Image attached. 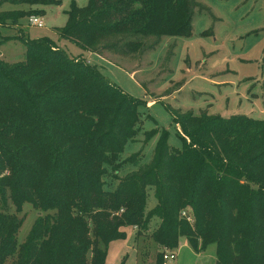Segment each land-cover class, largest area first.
Here are the masks:
<instances>
[{
    "label": "trees",
    "instance_id": "obj_1",
    "mask_svg": "<svg viewBox=\"0 0 264 264\" xmlns=\"http://www.w3.org/2000/svg\"><path fill=\"white\" fill-rule=\"evenodd\" d=\"M2 2L27 7L0 11L1 25L60 4ZM195 8L210 12L199 0L72 1L55 30L85 51L135 55L164 36H190ZM6 39L23 42L25 59H0V264H105L124 227L147 232L153 218L159 250L184 237L195 252L215 245V264H264V119L171 110L181 147L153 128L145 132V141L158 135L149 161L140 164L137 152L122 159L144 101L49 37ZM127 163L135 169L120 176ZM149 190L156 202L147 209ZM24 203L47 213L18 243Z\"/></svg>",
    "mask_w": 264,
    "mask_h": 264
},
{
    "label": "rangeland",
    "instance_id": "obj_2",
    "mask_svg": "<svg viewBox=\"0 0 264 264\" xmlns=\"http://www.w3.org/2000/svg\"><path fill=\"white\" fill-rule=\"evenodd\" d=\"M59 1L60 4L33 7L44 10L43 15H37L44 23L41 28L29 25V16L20 18L16 24L8 22L9 26L0 24V59L6 62L25 59L23 42L7 37L46 36L69 55H81L96 65L104 76L132 97L142 99L139 131L126 144L122 159L137 152L140 164L148 162L158 135L145 141V132L153 128L167 129L168 144L180 148L181 141L176 134L179 127L172 122L171 110L205 111L224 117L245 114L264 119V0H199L210 12L194 9L190 36H164L154 49L125 56L85 51L61 38L55 29L65 25V12L72 1L82 7L88 0ZM26 7L2 2L0 11ZM151 38L145 40L146 44L151 43ZM134 169L127 163L119 175ZM105 182L106 187L116 185L112 177L105 178ZM155 202L149 190L147 209ZM9 211L15 212L14 207L10 206ZM46 213L30 203L23 204L16 213L22 219L18 243L26 239L35 220ZM157 223L159 219L153 218L149 231L140 234L135 227H124L125 238L108 245L105 264H155L159 246L150 233ZM174 249L180 264H215L213 244L205 251L195 252L181 237ZM10 262L11 259L5 264Z\"/></svg>",
    "mask_w": 264,
    "mask_h": 264
},
{
    "label": "built area",
    "instance_id": "obj_3",
    "mask_svg": "<svg viewBox=\"0 0 264 264\" xmlns=\"http://www.w3.org/2000/svg\"><path fill=\"white\" fill-rule=\"evenodd\" d=\"M29 25L41 28L43 27L44 23L42 19L37 15H30L29 16ZM182 216H185L188 221H191L190 216H186V213L183 211ZM160 252V261L159 264H180L178 261V254L176 249L174 248H161Z\"/></svg>",
    "mask_w": 264,
    "mask_h": 264
},
{
    "label": "crops",
    "instance_id": "obj_4",
    "mask_svg": "<svg viewBox=\"0 0 264 264\" xmlns=\"http://www.w3.org/2000/svg\"><path fill=\"white\" fill-rule=\"evenodd\" d=\"M6 26H9V25L6 24ZM12 27L16 28V25H14V26H12ZM10 37H13V36H10Z\"/></svg>",
    "mask_w": 264,
    "mask_h": 264
}]
</instances>
